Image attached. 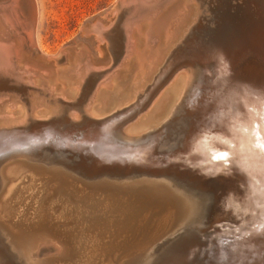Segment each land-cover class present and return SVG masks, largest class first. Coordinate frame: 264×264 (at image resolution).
<instances>
[{
    "label": "water",
    "instance_id": "1",
    "mask_svg": "<svg viewBox=\"0 0 264 264\" xmlns=\"http://www.w3.org/2000/svg\"><path fill=\"white\" fill-rule=\"evenodd\" d=\"M136 1L117 0L86 24L81 34H90L98 47L109 51L110 34L120 25L123 12L140 5ZM17 3L27 9L29 18L38 19L36 0H0V21ZM206 3L210 9L201 26L210 46L226 43L229 49L224 48L238 55L236 68L232 59L227 61L229 75L237 73L242 85L263 91L264 0ZM218 6V18L227 14L222 26L214 18L217 11L212 12ZM98 28L103 35L95 33ZM14 33L4 35L0 46L12 44ZM7 53L9 60H16L10 50ZM56 57L48 61L54 62ZM2 81L0 78V84ZM187 107L176 108L159 129L144 131L149 134L139 139L134 135L133 140H122L113 131L126 117L85 118L93 123L94 129H89L81 120L66 122L55 114L36 117L42 119L34 125L36 133H26L30 129L13 133L15 140L28 137L24 143L13 146L5 144L8 138L3 139L0 185L7 179L8 168L22 163L38 170L49 180L48 191L59 195L54 196L55 204L44 198L43 213L23 207L15 215L3 208L0 191V264H264V231L248 246L229 244L234 239L242 241L243 231L252 233L253 223L246 222L254 212L243 216L235 210L241 203V173L221 171L202 176L190 172L191 166L179 167L182 162L163 163L166 155L172 156L182 147L177 138L186 129L182 121ZM106 131L111 139H107ZM32 134L40 137L32 140ZM153 139L156 144L147 146ZM130 143L132 147L146 145L147 151L138 160L148 156L153 162L139 165L127 162L133 160L131 156L126 163L109 158L111 150ZM157 159L162 163L154 161ZM65 200L69 204H63ZM191 203L195 207L189 212ZM63 207L67 209L63 211ZM155 234L158 237L154 239Z\"/></svg>",
    "mask_w": 264,
    "mask_h": 264
},
{
    "label": "bare ground",
    "instance_id": "2",
    "mask_svg": "<svg viewBox=\"0 0 264 264\" xmlns=\"http://www.w3.org/2000/svg\"><path fill=\"white\" fill-rule=\"evenodd\" d=\"M170 1L137 0L135 3L140 5H132L123 12L120 25L110 34L109 51L97 47L100 57H92L90 53L91 57L88 56L87 49L78 52L74 49L56 57L54 62L35 57L37 20L28 17L30 13L25 8L21 9V3L12 5L10 11H6V18L0 21V40L9 35V31H15L16 35L12 44L0 46V78L3 79L0 84V142L8 138L5 144L15 146L24 143L28 137L24 139L21 136L15 140L13 133L27 129L31 131L26 133H36L33 131L38 123L36 117L52 114L66 122L78 123L81 120L89 129H94L91 127L93 123L85 118L110 115L117 120L126 117L123 124L113 131L122 140H133L134 135L139 139L149 134H142L144 131L159 129L160 123L176 108L183 104L192 107L194 96L200 95L197 92L208 89L207 100L196 99L195 110L183 118L186 129L177 138L182 147L172 156L166 155L163 163L182 162L178 163L179 167L191 166L190 172L202 176L221 171L241 173L239 181L243 188L238 191L241 203L239 208H234L239 215L244 216L248 211L255 214L252 213L246 222L253 223L252 233L246 235L247 232L243 231L240 235L245 236L243 240L234 239L230 244L248 246L255 243L257 233L264 231V152L255 146L253 135L257 125L264 135V90L242 85L238 82L237 73L233 74L234 77L229 75L227 61L232 59L233 68H236L238 55L226 50L229 49L226 43L215 42L217 44L201 48L199 56L195 55L199 63L181 57L182 54L173 55L171 49L182 30L190 28L188 24L192 20L193 23L201 22L209 13L206 2L215 0H176L173 5L165 7ZM197 2L205 4L200 9L201 16V6ZM218 9L219 6L212 12ZM215 15L222 26V19L227 14L223 13V18H218L217 11ZM95 33L103 35L104 31L98 28ZM7 50L16 60L8 59ZM20 65H23L22 69ZM185 68L183 74H176ZM168 83L170 85L163 95L155 100ZM47 91L51 93L46 95ZM178 100L182 104L176 105ZM148 108L145 115L135 120ZM104 129L107 130L105 125ZM29 137L33 140L40 136L32 134ZM106 137L111 139L107 131ZM154 144L156 140L153 139L147 146ZM130 145L111 150L113 154L109 158L126 163V158L131 156L133 160L129 158L127 162L139 165L153 162L148 156L138 160V156L147 151L146 145ZM159 160L154 161L162 163ZM48 183L49 180L31 166L22 163L10 166L7 179L0 185L3 208L15 215L24 208L35 214L43 213L44 198L55 204L56 193L53 195L48 191ZM62 203L69 204V200ZM194 207L192 204L189 212ZM62 209L65 211L67 208ZM170 219L173 221L172 216Z\"/></svg>",
    "mask_w": 264,
    "mask_h": 264
},
{
    "label": "rangeland",
    "instance_id": "3",
    "mask_svg": "<svg viewBox=\"0 0 264 264\" xmlns=\"http://www.w3.org/2000/svg\"><path fill=\"white\" fill-rule=\"evenodd\" d=\"M116 1L117 0H36L38 7V19L36 24L37 52L35 51V54L37 55H35V57L38 59L42 58L48 61L50 57L53 58L57 55H64L66 52H69L70 50L68 49H71V51L75 49L77 52L81 50L86 51L87 49L88 52L86 53L88 54V56H90L91 54L92 57L93 55L94 57L95 55L100 57V55L97 53L98 43L96 42V40L93 39L90 34H81V30L86 24L90 23L93 19L106 12ZM173 1L176 0H172L164 6L169 7L170 5H173ZM197 4L200 5L198 2ZM200 9L202 10V6L201 8L199 7L201 16ZM161 11H159V13ZM204 23L205 21H203V18L201 22H199V20L194 23L193 20L192 22H189L188 25L189 27H191L188 28L189 30L187 29V27L182 30V34H180V38L176 42L175 47L171 49L173 55L177 54L179 56L182 54L181 57L185 59L191 58L196 63H199L198 57L196 58L195 55H198L199 52H201V48L208 47L212 44L208 41V38L205 37L206 34L202 33V26L200 27V24ZM186 69L187 68H185L184 70H179L176 74H183ZM96 72H99V70H97ZM169 85L170 83H168L160 91L159 94H162L159 95V97L157 96L155 100H158V98L163 95ZM207 91L208 89H203V91L199 90L197 92L200 95L194 96L195 99L192 100L193 106L197 105L195 102L196 99H203V102L207 100ZM50 93V91H47L46 95H49ZM208 102L210 101L208 100ZM176 103V105H180L182 104V101ZM175 106L172 107V109L175 108ZM193 106L187 107L186 113L194 111L195 109ZM149 108L146 109L143 114L141 113V115H138L135 120L145 115ZM179 109L182 108L180 107ZM169 117L170 116H168L167 119ZM37 119L42 120L40 118ZM163 121L161 123H163ZM122 124L123 122L120 124V126ZM232 177L234 179H237V177L235 176Z\"/></svg>",
    "mask_w": 264,
    "mask_h": 264
},
{
    "label": "snow or ice",
    "instance_id": "4",
    "mask_svg": "<svg viewBox=\"0 0 264 264\" xmlns=\"http://www.w3.org/2000/svg\"><path fill=\"white\" fill-rule=\"evenodd\" d=\"M259 125L256 126V128L253 130V135L256 139L255 146L259 148L262 152H264V135L261 134L259 130Z\"/></svg>",
    "mask_w": 264,
    "mask_h": 264
}]
</instances>
